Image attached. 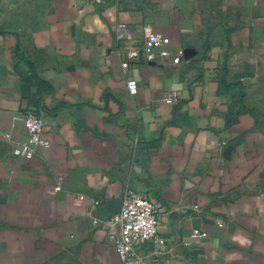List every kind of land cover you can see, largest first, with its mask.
Segmentation results:
<instances>
[{"label": "crops", "instance_id": "crops-1", "mask_svg": "<svg viewBox=\"0 0 264 264\" xmlns=\"http://www.w3.org/2000/svg\"><path fill=\"white\" fill-rule=\"evenodd\" d=\"M126 190L159 212L148 264H264V0H0V264H122L102 209Z\"/></svg>", "mask_w": 264, "mask_h": 264}, {"label": "built area", "instance_id": "built-area-1", "mask_svg": "<svg viewBox=\"0 0 264 264\" xmlns=\"http://www.w3.org/2000/svg\"><path fill=\"white\" fill-rule=\"evenodd\" d=\"M121 39L124 35L123 28H119ZM130 40V36H126ZM163 39L152 30L144 32L142 46L139 49H130L127 52V60L121 64L123 68L138 60L150 61L154 51L162 45ZM127 89L131 95L137 93L136 81L130 79L127 81ZM177 93L173 90L166 91L162 101L175 102ZM43 117L35 110L29 109L24 114L23 128L26 134V140L17 144L13 148V155L30 160L35 155V149L38 146L48 147L49 142L42 137ZM57 186L55 191H59ZM98 202H93V209L98 207ZM197 212L200 210L195 207ZM158 209L154 202L147 197L126 190L121 200V209L118 214L111 216L104 223L107 238L112 244L117 257L122 264H148L146 256L142 253V245L151 242L157 235ZM194 237L204 236L198 231L193 232Z\"/></svg>", "mask_w": 264, "mask_h": 264}, {"label": "water", "instance_id": "water-1", "mask_svg": "<svg viewBox=\"0 0 264 264\" xmlns=\"http://www.w3.org/2000/svg\"><path fill=\"white\" fill-rule=\"evenodd\" d=\"M188 54H190V51H186V52L184 53V55L187 56V57H188ZM120 209H121V203H119V202H118L117 205L114 204L113 207H111V205H110V207H106V208L102 209L103 219H104V220H109V219L111 218L112 215H114V214H118V213L120 212ZM201 220L204 221V222H207V223L213 224L212 221H210V220H205V218H202ZM216 229H217V228H216Z\"/></svg>", "mask_w": 264, "mask_h": 264}, {"label": "rangeland", "instance_id": "rangeland-1", "mask_svg": "<svg viewBox=\"0 0 264 264\" xmlns=\"http://www.w3.org/2000/svg\"><path fill=\"white\" fill-rule=\"evenodd\" d=\"M51 264H77V263H75L74 261L72 262L68 258H62L60 261H58V262H52Z\"/></svg>", "mask_w": 264, "mask_h": 264}, {"label": "trees", "instance_id": "trees-1", "mask_svg": "<svg viewBox=\"0 0 264 264\" xmlns=\"http://www.w3.org/2000/svg\"><path fill=\"white\" fill-rule=\"evenodd\" d=\"M62 259V257L61 258H58V259H56V260H53V261H49V262H47L46 264H51L52 262H58V261H60ZM71 260V259H70ZM72 262H73V260H71ZM75 263H77V262H75ZM78 264V263H77Z\"/></svg>", "mask_w": 264, "mask_h": 264}]
</instances>
